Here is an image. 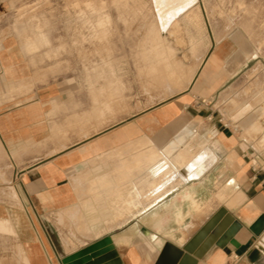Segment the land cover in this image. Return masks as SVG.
Returning <instances> with one entry per match:
<instances>
[{"label": "crops", "instance_id": "0c3cea01", "mask_svg": "<svg viewBox=\"0 0 264 264\" xmlns=\"http://www.w3.org/2000/svg\"><path fill=\"white\" fill-rule=\"evenodd\" d=\"M9 9L0 0V264H53L49 252L58 264H155L166 242L183 246L221 206L234 222L182 264L235 255L264 264V139L207 123L209 140L197 133L184 145L189 124L206 118L188 94L121 121L118 101L114 112L76 76L49 72L14 33ZM218 63L214 52L192 92L232 76ZM251 106L232 119L243 123Z\"/></svg>", "mask_w": 264, "mask_h": 264}, {"label": "rangeland", "instance_id": "374dc122", "mask_svg": "<svg viewBox=\"0 0 264 264\" xmlns=\"http://www.w3.org/2000/svg\"><path fill=\"white\" fill-rule=\"evenodd\" d=\"M8 2L7 18L27 50L37 54L52 74L76 76L87 86L89 99L110 98L114 112L118 101L121 121L188 94L193 108L211 121L190 123L195 132L184 145L191 146L190 136L197 133L209 140L207 123H226L237 138L244 129V136L264 139V113L255 110L257 104L264 106L263 101L255 102L264 97V0ZM235 33L253 50L237 66L239 48L231 44ZM214 52L218 74L232 76L217 79L219 85L210 93L192 92L193 82ZM188 77L187 88L176 91L174 85ZM247 104L252 106L244 122L232 119L235 107ZM102 108L112 110L106 103ZM257 121L258 132L250 129Z\"/></svg>", "mask_w": 264, "mask_h": 264}, {"label": "water", "instance_id": "95a60500", "mask_svg": "<svg viewBox=\"0 0 264 264\" xmlns=\"http://www.w3.org/2000/svg\"><path fill=\"white\" fill-rule=\"evenodd\" d=\"M234 220V217L224 206L219 207L183 246L176 247L170 242H166L155 264H182L189 257L201 259ZM41 238L45 243L42 235ZM47 250L49 252L48 248ZM49 256L53 264H58L50 252Z\"/></svg>", "mask_w": 264, "mask_h": 264}, {"label": "bare ground", "instance_id": "6f19581e", "mask_svg": "<svg viewBox=\"0 0 264 264\" xmlns=\"http://www.w3.org/2000/svg\"><path fill=\"white\" fill-rule=\"evenodd\" d=\"M237 4V3H236ZM239 4H240V2H239ZM241 4H242V2H241ZM238 7H240L239 5H238ZM242 8V7H241ZM240 8V9H241ZM242 10H243V8H242ZM232 42L236 45V46H238V48H239V54L234 58V63L236 64V66L238 65V64H240V63H242V62H244L245 60H246V58L252 53V50L251 49H248L247 47H249V46H247V42H245V40L243 39V37L241 36V35H239V34H234L233 36H232ZM247 43V44H246ZM231 72H233V70L231 71ZM187 77V76H186ZM175 80H176V78H175ZM173 82H175V81H173ZM180 83H178V84H175L174 85V83H172L173 85H174V88H175V86H176V91H182V90H184L185 88H187V86H188V84H189V82H190V77H188V79H185V80H182V81H179ZM170 87V86H169ZM170 88H172V86L170 87ZM174 88H173V90H174ZM172 90V89H171ZM172 90V91H173ZM170 91V90H169ZM172 91H170V92H172ZM175 93H177V92H175ZM189 130V129H188ZM183 138V137H182ZM181 138V139H182ZM174 141V140H173ZM1 181V180H0ZM12 193V192H11ZM15 194V195H14ZM14 197L15 196H17L16 195V193H13L12 194ZM164 241V240H163ZM104 245V244H103ZM107 246V245H106ZM105 246V247H106ZM96 250V249H95ZM98 251V250H97ZM100 251V250H99ZM82 252V251H81ZM97 253V252H96ZM83 255V254H82ZM83 256H85V255H83ZM88 256H89V254H88ZM82 258V257H81ZM80 259V258H79ZM74 261V260H73ZM88 261H90V260H88ZM75 262V261H74ZM99 262V261H98ZM89 263V262H88ZM92 263V262H91ZM94 263V262H93Z\"/></svg>", "mask_w": 264, "mask_h": 264}, {"label": "built area", "instance_id": "2783aa9c", "mask_svg": "<svg viewBox=\"0 0 264 264\" xmlns=\"http://www.w3.org/2000/svg\"><path fill=\"white\" fill-rule=\"evenodd\" d=\"M223 125L226 126V127L229 126V125L226 124V123H224ZM233 259H234V260H233V264H243V263H241V261H240V257H238L237 255H235Z\"/></svg>", "mask_w": 264, "mask_h": 264}]
</instances>
